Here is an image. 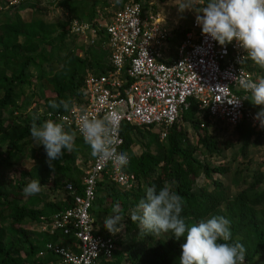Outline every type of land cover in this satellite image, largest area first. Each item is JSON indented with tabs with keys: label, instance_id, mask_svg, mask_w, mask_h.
<instances>
[{
	"label": "trees",
	"instance_id": "trees-1",
	"mask_svg": "<svg viewBox=\"0 0 264 264\" xmlns=\"http://www.w3.org/2000/svg\"><path fill=\"white\" fill-rule=\"evenodd\" d=\"M13 1L23 0H0V264H49L60 260L51 254L43 259L38 257L45 244L61 241L75 245L72 237L57 234L34 243L30 239L35 234L24 227L28 223L40 224L41 219L50 220L69 206L70 197L64 190L67 183L74 184L81 194L82 176L76 162L85 150L81 147V138L76 136L73 151L65 152L61 160L53 162L55 168H50L43 146L34 150L29 142L33 122H20L25 116L23 111L30 109V99L34 97V94L26 96L24 89L34 81L39 82L44 87L43 103L47 112H66L62 107H50L52 102L59 103L60 100L70 102V109L80 106L87 72L104 74L108 70V52L103 49L104 37L96 43L99 53H103L99 56L103 61L83 58L80 56L82 49L70 43L73 36L70 21L94 22L97 3L88 8L84 0H64L60 6L66 14L65 21L50 23L43 19L44 10L39 6L55 0H34L28 20L20 16L15 5L10 6ZM140 2L116 0V11L127 3ZM188 30L182 31L175 46ZM56 55L58 60L53 63ZM45 64L54 68L49 72L41 70ZM245 66L255 76L264 79V68L249 59ZM31 69L34 71L30 72ZM245 107L259 111L261 106L246 100ZM45 113L34 123L45 122ZM180 118L192 129L193 141L181 122L167 130L164 141H160V135L151 128L124 125L121 129L124 150L128 152L137 143L141 154L130 156L127 168L137 178L135 189L121 191L107 181L100 182L97 189V199L91 211L97 227L102 220L101 213L110 214L116 202L121 204L125 215L122 230L125 234L122 236L120 232L113 259L108 264H179L181 244L185 242L183 237L176 240L170 234L154 238L141 236L137 225L128 216L144 197L146 187L153 184L158 189L168 185L183 198L182 215L189 225L213 215L225 216L231 221L233 240L243 243L247 249L245 264H255L258 260H263L264 264V173L260 171L264 168V151L256 170L245 175L252 162L247 159L251 148L264 145V135L243 122L233 128L235 144L220 141V136L214 135L217 131L211 126L207 113L200 110L194 100ZM202 123H205L204 129L200 128ZM219 127L222 123L216 125L217 130ZM231 148H236L237 156L229 160L225 151ZM27 158H31L32 165L22 168L21 162ZM213 175L226 179L229 184L213 179ZM33 179H40L41 190L54 194L61 192L64 199L48 201L42 191L35 196H24L23 187ZM232 187L236 188L235 192H231ZM39 205L41 208H36ZM98 234L111 235L99 228Z\"/></svg>",
	"mask_w": 264,
	"mask_h": 264
},
{
	"label": "built area",
	"instance_id": "built-area-1",
	"mask_svg": "<svg viewBox=\"0 0 264 264\" xmlns=\"http://www.w3.org/2000/svg\"><path fill=\"white\" fill-rule=\"evenodd\" d=\"M18 2L13 1L10 6ZM198 2L203 6L205 0ZM145 15L141 4L127 3L105 25L70 21L71 34L89 46L104 37L108 70L101 75L87 72L82 104L66 112H47L46 119L63 123L66 130L76 131L83 140L79 133L82 114L113 117L117 125L116 151L126 153L129 163L122 127L151 128L164 141L167 130L179 123L180 114L189 109L191 100L207 113L213 128L219 123L235 128L245 122L264 135L260 122L254 119L258 110L245 107V98L251 93L241 81L261 80L245 66L247 58L241 63L246 50L235 40L220 46L202 32L195 16L179 45L174 47V56L169 57L167 46L171 36L163 19L157 13ZM200 128L204 129L205 123ZM128 166L118 174L111 163L104 166L94 158L83 172L81 194L74 184L65 185L69 206L50 220L41 219V227L50 237L57 234L72 237L75 245L47 242L38 257L51 254L61 264H108L113 259L120 233L98 234L91 211L100 182H110L125 192L136 188L137 178L127 171Z\"/></svg>",
	"mask_w": 264,
	"mask_h": 264
},
{
	"label": "clouds",
	"instance_id": "clouds-1",
	"mask_svg": "<svg viewBox=\"0 0 264 264\" xmlns=\"http://www.w3.org/2000/svg\"><path fill=\"white\" fill-rule=\"evenodd\" d=\"M180 12L194 10L196 23L202 32L220 46L231 44L234 40L246 50L242 58L251 60L255 65L264 68V0H205L203 6L198 0H181ZM244 88L251 93L249 100L255 106H261L254 119L264 128V79L258 83L241 81ZM53 109L70 110V102L60 100L52 102ZM115 119L89 117L82 114L79 133L91 149V156L99 164L111 166L115 172L122 173L129 164L126 153L116 151ZM30 136L35 146H43L47 163L55 168L54 161H59L65 152L74 149L77 133L66 130L63 123L46 120L42 124L33 123ZM40 179L30 180L22 189L24 196H35L41 192ZM183 198L170 186L159 189L155 184L146 187L145 195L128 215L134 222L141 236L160 237L170 234L176 240L182 237L179 264H245L247 249L239 241L233 240L231 221L223 215H213L189 225L182 215ZM125 215L121 204H113L111 213L105 217L103 227L110 234H118L125 227Z\"/></svg>",
	"mask_w": 264,
	"mask_h": 264
},
{
	"label": "rangeland",
	"instance_id": "rangeland-1",
	"mask_svg": "<svg viewBox=\"0 0 264 264\" xmlns=\"http://www.w3.org/2000/svg\"><path fill=\"white\" fill-rule=\"evenodd\" d=\"M115 1L116 0H84L85 7H88V8H92L95 3L98 4L97 10L99 11V13H97V17L95 18L94 22L96 24H101V25H105L106 23H108L110 21L112 15L116 12ZM34 2H35L34 0H23L21 2L19 1L15 5L20 16L24 20H28L29 16L31 15L30 10H31V6L35 5ZM63 2H64V0H55L54 2L48 1L46 3L41 4V6H39V7H41L44 10V13H43L44 15H42L43 19L45 21L50 22V23L64 22L66 19V17H65L66 14L64 13L62 7L60 6ZM140 3L143 7V12L146 14L145 17L148 16L149 13L159 14L160 17L164 21V27L169 30L170 34L172 33V36H171L172 40L170 41L169 45L167 46V48L170 50L174 49L175 42L177 40H179L178 38L180 37V34L182 33V31L190 28L192 19L197 15V13L194 10H185L184 12H180L178 9V5L181 3V1L178 2V1H174V0H141ZM103 6H105V7L102 10L101 7H103ZM88 19H91V17ZM82 22H88V21H82ZM104 41H105V39H103V42ZM98 42H101V40ZM70 43L73 45V47H75L77 49L81 48L82 52L80 53V56H82L83 58H86L87 60L90 59L91 61H93V60L96 61V58H99V56L101 55L100 53H102V52L99 53V51L97 49L98 46L96 44L94 46H89V45L85 44V42L78 37L72 36ZM103 49L106 50L105 45H104ZM103 49H102V51H103ZM87 50H88V52H87ZM94 54L96 56H94ZM163 55L166 58L167 52L164 51ZM106 57H105V59H106ZM53 60L54 61H52V62L55 63L58 60V56L56 55ZM101 61H103V60H101ZM101 61H99V62H101ZM53 68L51 66H49L48 64L47 65L45 64V65H43L41 70L49 72ZM33 71H34L33 69L30 70V72H33ZM33 76L34 77L37 76L35 72L33 73ZM24 92H25L26 96H30L31 94H34V97L32 99H30V103H31L30 109L23 111L25 116H24V118H22V120H20V122L24 123L25 121H32L34 123L37 121V119L41 118L45 112H47V108L43 103V99L45 97L44 87L39 82L36 83L34 81V82H32L30 87H26L24 89ZM179 122H181V118L179 119ZM181 125H183V127L185 128V130L188 134V137H190V139H192V141H193L194 136H193L192 129L188 125L183 124L182 122H181ZM218 129H220V130H217V128L214 129L217 131L216 133H214V135L220 136V138H219L220 141L228 140V141H231L233 143L235 142V134H234L233 128L228 127L226 124H222V127H219ZM210 131H213V130L210 129ZM29 142H31V147L34 150L39 148V146L34 145V142L32 141V139H29ZM80 142H81V147H83V150H85L84 151L85 155L83 157L80 156L78 158V160L80 161L81 168L83 169V171H85V169L92 163L94 158L91 156V154H88V153H91L90 147L86 143H84V141L82 139ZM235 150H236V148H231L229 150H226L225 156L229 160H231L233 157L237 156V153ZM263 151H264V145H261L258 148H251L249 157L247 159L252 160V162H251V165L249 166L250 169H247V171L245 172V175H251L252 172L256 170V164L258 162L259 163L261 162V155H262ZM154 152H155V150H154ZM239 161H241V159H239ZM31 165H32L31 158L30 159L27 158L21 162L22 168H29ZM235 165H236V163H235ZM260 171L264 173V168H260ZM82 175L83 174L81 173V176ZM77 176H79V175L77 174ZM212 178L217 180V181H222L223 183L229 184L226 179H223L221 177L213 175ZM263 187H264V184H263ZM41 191H42V195L43 196L45 195L48 199L52 198V199L59 200L62 198V195H63L61 192H60V194H54V192H49V191H46L44 189ZM235 191H236V188L232 187L231 192H235ZM94 218H95V215H94ZM98 225H99L98 226V228H99L100 224H98ZM36 226L37 225H35V224L31 225V223H28V225L25 226L24 228L26 230H28L29 232L35 234L34 236H36L37 229H38V232H40L39 228H37ZM124 234L125 233H123V231H122V236ZM34 236L31 237V239H30L32 242H34V240H35ZM58 264H60V263H58ZM255 264H263V260H260V261L258 260L255 262Z\"/></svg>",
	"mask_w": 264,
	"mask_h": 264
},
{
	"label": "crops",
	"instance_id": "crops-1",
	"mask_svg": "<svg viewBox=\"0 0 264 264\" xmlns=\"http://www.w3.org/2000/svg\"><path fill=\"white\" fill-rule=\"evenodd\" d=\"M97 13H99V11L97 10ZM93 21H95V20H93ZM97 21V20H96ZM170 36H172V33L170 34ZM172 39L170 38V40H169V43H170V41H171ZM169 43H168V45H169ZM175 47V46H174ZM168 49V48H167ZM169 50V52H168V56L169 57H172V56H174V49H172V50H170V49H168ZM107 52V51H106ZM168 56L166 57V59H168ZM99 60H102V58L101 57H99L98 58ZM104 60V59H103ZM153 150V152H154V150L155 149H152ZM139 151V152H138ZM130 156H134V157H138L140 154H141V149H140V147H139V145L137 144V143H134L133 144V146L130 148V150L127 152ZM155 153V152H154ZM88 154H91V153H88ZM85 155V153L83 154V155H80V156H84ZM79 156V157H80ZM76 166H77V168H78V171L79 172H81L82 174H83V169L81 168V166H80V161L79 160H77V162H76ZM83 176V175H82ZM64 199V194L62 195V198L60 199V200H63ZM49 200H51V201H54L55 199H48V201ZM36 208H41V205H39V207H36ZM102 215V220L100 221V227H99V229L103 232V233H109L104 227H103V225H104V221H105V217L106 216H108V214L107 213H101ZM52 218V217H51ZM35 225H37L36 227L37 228H39V231L40 232H38V229H37V234H36V236H34V243L36 242H39V239L41 240V239H44L45 237H48V235L46 234V233H43V231H42V227H41V223L40 224H35ZM43 258H45V257H43ZM42 258V259H43ZM58 263H60V261H56V262H54V263H49V264H58ZM61 264V263H60Z\"/></svg>",
	"mask_w": 264,
	"mask_h": 264
}]
</instances>
